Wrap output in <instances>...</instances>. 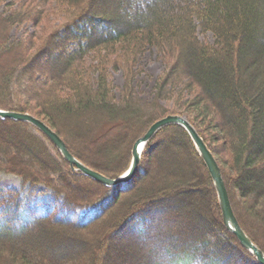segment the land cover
Returning a JSON list of instances; mask_svg holds the SVG:
<instances>
[{"label": "trees", "instance_id": "1", "mask_svg": "<svg viewBox=\"0 0 264 264\" xmlns=\"http://www.w3.org/2000/svg\"><path fill=\"white\" fill-rule=\"evenodd\" d=\"M37 1L0 10L1 53L11 57L27 41H11V29L38 26L48 5L62 12L36 52L0 69V110L65 130L79 151L65 141L70 153L110 179L128 170L134 144L154 123L185 117L264 253V0ZM148 51L165 63L154 97L180 105L158 118L133 102ZM108 64L124 70L119 96ZM33 129L0 119V171L22 180L20 190L0 189V264H261L226 229L210 172L181 126L158 131L131 182L92 213L113 187L72 171ZM40 185L49 193L36 196Z\"/></svg>", "mask_w": 264, "mask_h": 264}, {"label": "rangeland", "instance_id": "2", "mask_svg": "<svg viewBox=\"0 0 264 264\" xmlns=\"http://www.w3.org/2000/svg\"><path fill=\"white\" fill-rule=\"evenodd\" d=\"M33 0H4L5 4H3V6L0 8V10H3L5 8V10L7 9V5L8 4H12V7L15 5V7H13V9H16V6H18V4H23L21 6V8L23 7V10H19V11H25L26 8H28L30 6V3ZM35 3L38 5L39 1L35 0ZM31 8L34 6H30ZM52 10L50 11V6H47V12L42 14L40 16L41 21L40 24L37 26H32L31 24H26L21 28H13L10 30L9 33V39L13 42H18L19 39H23L26 38L25 40H27L26 42H24L23 47L19 48V50L11 57L10 54H4L1 53V51L3 50L4 47L0 46V69H6V68H10L12 67V65L15 63L18 64L21 59H20V55L21 56H26V55H30L33 54L34 52H36V50L38 49V47L42 44L43 40L45 39V37L50 33L51 30H53L52 28L54 26H56V16L62 14V12L60 11V8H54V6L52 5ZM20 8V9H21ZM46 6H44L43 10H45ZM64 16V15H63ZM43 27L44 32L40 33V27ZM35 33V34H34ZM31 34H34V36L32 38H30ZM202 39H204V36H201ZM207 41H213L212 37L209 36L207 37ZM20 46V44L18 45ZM74 48H76L74 46ZM73 48V49H74ZM75 50V49H74ZM116 55L111 56L109 59H114ZM99 61H95V64H99ZM120 62V61H119ZM92 63V62H91ZM93 64V65H95ZM141 64V70L142 71V75H140L136 80H138L137 84H136V90H135V94L136 97L133 99V102L136 103L137 106L146 109L147 111H151V113L156 117H160L161 115L164 114H172L173 110H176L177 108H180V105L178 103H176L174 100L172 101H166V100H157L154 97V87L155 84L157 82V80L163 76V72L165 70V63L160 60L157 56V54L154 51H148L147 53H145L140 61ZM107 72L109 73L108 76V81L111 84V87L113 88V92H115L117 94V96L120 95V93L122 92V89L124 87V85H127L126 79H125V73L124 70L121 68L120 64H115L114 65H110L108 64L107 66ZM104 68V67H103ZM92 72V70H91ZM141 73V72H140ZM37 79H33V82L36 81ZM1 81V80H0ZM26 86H30L29 83L25 84ZM22 102V101H21ZM35 104H29V108L31 110H33L35 112H38L37 109L35 108ZM185 109V108H184ZM35 112V113H36ZM153 116V117H154ZM168 116H173V115H168ZM34 117V116H33ZM167 117V116H166ZM164 117V118H166ZM36 118V117H34ZM185 118V117H184ZM39 121H41L42 123H44L47 127H49L50 129L53 130V132L65 143V141L68 143L69 147L73 150H76L78 153L79 151L76 149V147L74 146V144L71 142V140L69 139V137L66 135L65 130H55L52 126H50V124H47L42 120L43 118H36ZM186 119V118H185ZM102 123L99 121H96V126L99 127L100 124ZM36 128V127H35ZM37 129V128H36ZM33 129L32 131L34 132V134H36L37 136H39L44 142L45 145L49 148V150L51 151V154L55 157V158H59L60 156L62 157L60 151L56 150L54 148V146L48 141L49 139L45 138L43 136V133H40V130L38 131V129ZM66 145V143H65ZM67 147V145H66ZM68 149V147H67ZM126 148L122 147L119 149L120 153H124ZM69 150V149H68ZM70 152V151H69ZM59 155V157H58ZM214 156V155H213ZM60 157V158H61ZM122 157H127V155L122 154ZM215 158V156H214ZM216 160V158H215ZM217 162V160H216ZM131 163V160L129 159V165ZM219 168L220 165L219 163H217ZM221 170V168H220ZM125 173V172H124ZM123 173V174H124ZM122 174V175H123ZM222 174V172H221ZM223 178V175H222ZM224 179V178H223ZM224 181V180H223ZM225 182V181H224ZM21 184H22V180L19 176H17L14 173H7V172H3L0 171V189H10V188H14L16 190H20L21 188ZM226 186V184H225ZM27 189V187H26ZM35 195H40V194H48L49 190L45 188V186L40 185L37 186L35 189ZM27 192V190H26ZM228 192V191H227ZM117 193V189L113 188V190L110 192V195L99 201L94 208H92V212H96V210L98 209H102L103 208V203L104 202H108L110 200V198L114 195H116ZM183 211V210H182ZM180 211V212H182ZM181 214V213H180ZM185 215V213H182ZM95 214L90 215L91 217H93ZM258 238L264 242V240L261 238L260 234L258 233ZM83 249H81V247H78L76 249L77 252L80 253V251H82ZM60 253H63V251H61ZM67 253V252H66ZM72 253H67V255H71Z\"/></svg>", "mask_w": 264, "mask_h": 264}, {"label": "water", "instance_id": "3", "mask_svg": "<svg viewBox=\"0 0 264 264\" xmlns=\"http://www.w3.org/2000/svg\"><path fill=\"white\" fill-rule=\"evenodd\" d=\"M0 118L27 122L33 125L38 130H40L60 151L63 158L70 164L72 171L78 170L84 175L94 179L96 182L108 187H114L119 186L121 184L129 183L133 179L136 172L138 171L139 164L141 161V153L145 144L150 141L158 131L169 125L181 126L189 134L190 138L195 144L200 156L204 160L210 172L218 194L223 223L226 229L232 232L237 237L241 245L246 250L250 251L256 257L259 263L264 264V253L259 250L257 246L249 239V237L241 228L234 214L230 198L227 192V188L222 178L221 170L213 154L210 152L203 139L199 136L194 127L185 118L180 116H167L166 118H163L154 123L148 130V132L142 138L138 139L134 144L132 151V162L129 170L124 175L116 179L107 178L106 176L83 165L69 152L65 143L53 132L52 129L47 127L44 123L34 118L33 116L23 113L0 110Z\"/></svg>", "mask_w": 264, "mask_h": 264}, {"label": "bare ground", "instance_id": "4", "mask_svg": "<svg viewBox=\"0 0 264 264\" xmlns=\"http://www.w3.org/2000/svg\"><path fill=\"white\" fill-rule=\"evenodd\" d=\"M218 163V162H217ZM224 180V179H223ZM103 185V184H102ZM232 205V204H231Z\"/></svg>", "mask_w": 264, "mask_h": 264}]
</instances>
